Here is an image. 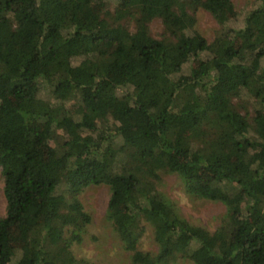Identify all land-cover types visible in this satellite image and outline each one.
I'll return each instance as SVG.
<instances>
[{
    "label": "trees",
    "instance_id": "obj_1",
    "mask_svg": "<svg viewBox=\"0 0 264 264\" xmlns=\"http://www.w3.org/2000/svg\"><path fill=\"white\" fill-rule=\"evenodd\" d=\"M199 10L218 26L208 45ZM237 14L231 0H0V264H92L73 251L98 186L129 264H264V0ZM164 175L224 206L215 230L181 216Z\"/></svg>",
    "mask_w": 264,
    "mask_h": 264
},
{
    "label": "rangeland",
    "instance_id": "obj_2",
    "mask_svg": "<svg viewBox=\"0 0 264 264\" xmlns=\"http://www.w3.org/2000/svg\"><path fill=\"white\" fill-rule=\"evenodd\" d=\"M255 1L231 0L232 12L242 15L254 6ZM196 18L197 30L195 31L201 40L208 45L212 41L218 26L207 12L199 10ZM150 32L153 38L159 39L162 32L159 21H154L150 25ZM204 57H201V59H204ZM195 64L196 62L193 65L195 66ZM9 104L14 105L12 100H9ZM162 182L161 192L175 203L179 213L185 220L194 225H201L210 232L215 230L218 226V219L225 213V208L221 203L191 199L184 191L180 180L174 175H164ZM109 197L110 192L106 186L91 187L80 196L84 210L92 217V224L87 230L86 241L78 249H75L73 254L75 257L88 260L92 264H129L128 253L121 249L119 241L105 219ZM5 214L6 202L3 195V181L0 170V218L4 217ZM139 248L146 252L153 253L156 251L150 228H147ZM173 264L192 263L185 259H177Z\"/></svg>",
    "mask_w": 264,
    "mask_h": 264
}]
</instances>
